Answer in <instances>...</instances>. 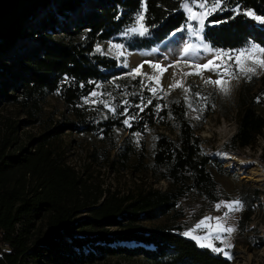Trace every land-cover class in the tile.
<instances>
[{
  "label": "trees",
  "instance_id": "1",
  "mask_svg": "<svg viewBox=\"0 0 264 264\" xmlns=\"http://www.w3.org/2000/svg\"><path fill=\"white\" fill-rule=\"evenodd\" d=\"M237 5L264 15V0H225L224 10L213 13L202 31L212 49H240L248 43L264 47V25L235 15ZM139 8L140 0H0V107L10 105L23 117L7 124L10 131L20 125L40 127L13 151L9 134L0 138V264H26L30 250L41 249L49 263L97 264L120 256L139 264H232L182 235L179 225L146 224L176 214L187 196L218 202L213 172L227 171L202 147L197 125L206 113L194 125L184 98L163 92L153 97L141 89V77L102 73L117 62L97 53V44L113 39L128 50H146L186 28L181 0H147L148 34L126 36ZM93 90L116 105L115 113L84 103ZM49 95L63 104L60 119L43 109ZM241 102L236 131L224 146L233 151L252 146L264 129V115L254 107L258 102ZM141 103L147 104L143 111L136 107ZM192 105L202 107L194 96ZM128 116L136 117L130 127L124 124ZM66 133L90 142L81 172L65 160L61 138ZM91 167L117 175L144 173L167 186L163 191L153 186L124 193L103 190L90 184ZM118 242L142 246L112 245Z\"/></svg>",
  "mask_w": 264,
  "mask_h": 264
},
{
  "label": "rangeland",
  "instance_id": "2",
  "mask_svg": "<svg viewBox=\"0 0 264 264\" xmlns=\"http://www.w3.org/2000/svg\"><path fill=\"white\" fill-rule=\"evenodd\" d=\"M124 12L125 10L120 9V13ZM132 35L140 36L138 34H128L126 36L132 37ZM166 38L170 39L166 43V48H159L157 46L146 50L138 48L128 50L123 42H117L113 39L105 41L100 45L102 52L99 54L102 57L113 58L117 62V67L115 69H102L101 71L104 74L119 77V75H126L132 68L143 65V73H148L149 75L154 74V70L149 64L144 63L145 61L159 63L162 67L167 68V71L161 76L159 87L164 92H167L169 96L182 98L185 97L184 88L190 89L189 95L191 97L194 96L195 101L201 103L203 112L194 110L198 108L192 105V107H188L187 118L196 125L199 121L196 117H200V114L206 113L204 122L201 123V126L197 125V130L203 141L202 147L207 154L215 158L219 163H222L223 168L227 172L222 175L216 173V171L213 172L220 194V200L218 202H206L201 196L195 194L189 197L187 196L179 202L176 214L171 213L167 217L157 219L151 223L146 222V224L148 227L175 224L182 227V231L184 232L194 226L204 216H223L225 209L215 208V205L221 200L230 201L239 198L243 204L242 210L230 213L226 221L229 226H234L236 229L227 237L228 242L233 245L231 249H228L231 254L230 260L232 264H264V176H258L259 181H250L247 179L256 168L264 171V129L263 133L256 137L252 146L244 149H235V151L224 147L236 131L238 115L243 105L241 102L242 98L246 99V101L255 99L258 102V104H254L256 111L264 115V70L258 69L251 80H247L244 77L232 80L230 93L224 95L216 87L206 85L203 82L204 79L209 77L216 79L217 76L214 72L205 70L203 76L194 74L183 75V72L192 73L194 71L191 67L192 64L206 63L213 56V53L204 50L203 46L209 45L203 41L202 33L198 39L197 37L191 36L186 27L185 29L175 31ZM110 42L113 44H122L123 48L121 51L125 55L123 57H117L114 52L109 53L108 46ZM186 43H192L198 47L193 48L186 55H183V49ZM248 44H245V46ZM177 61L181 63L176 65ZM170 65L175 66L169 67ZM142 79L145 83H150L155 86L154 81H147L146 77H141ZM177 80L181 81L183 87L169 89V85ZM190 86L194 89L193 93ZM195 93H200V96L207 97V103L195 97ZM62 108L63 104L55 96L49 95L43 109H45L47 115L52 113L54 118L60 119V115L63 112ZM13 109L10 105L0 107V138L4 137L5 134L6 136L9 134L8 139H11L12 142L9 151L18 149L27 142L29 137H35L40 131L39 126L20 125L17 130L10 131L11 128L9 127L7 129V124H18L23 118L18 116ZM151 132L146 133L148 141ZM90 146L88 138L80 135L77 136L73 133H66L61 138V148H63L62 151H64L67 164L73 166L79 172H81L87 162V153L89 152ZM240 158L255 161L256 164L247 167L237 164L232 168L228 166L229 162ZM90 172H92L91 179H89L90 184H96L103 190L116 189L120 193H124L125 190H135L138 186H153L163 191L167 186V183L164 181L153 182L152 178L150 179L149 176H145L144 173L134 175L128 171L117 175V173L115 174L107 169H103V167H91ZM247 197H250V201L246 202L244 198L247 199ZM85 215L86 213H82L79 218ZM212 222L214 223V221ZM215 243L217 247H224L221 241H216ZM112 245H119L121 247L142 246V244H133V242H118ZM3 246L6 245L3 244ZM30 254L26 264H65L61 260H56V263H49V260L45 258L47 253L42 249L36 254L30 250ZM220 254L223 255L222 253ZM97 264L139 263L134 258L124 259L118 256L108 260L98 261Z\"/></svg>",
  "mask_w": 264,
  "mask_h": 264
},
{
  "label": "snow or ice",
  "instance_id": "3",
  "mask_svg": "<svg viewBox=\"0 0 264 264\" xmlns=\"http://www.w3.org/2000/svg\"><path fill=\"white\" fill-rule=\"evenodd\" d=\"M225 0H182L181 8L187 14V24L186 27L191 34V36L197 37L201 36V33L205 27V23L208 18L217 11L224 10ZM235 15H244L251 18L252 20L264 25V15H257L252 9L242 10L240 5H237L232 9ZM147 14V0H140V8L134 15V19L130 26L127 27L125 35L128 34H138L144 36L148 34L149 27L145 24ZM195 26H194V23ZM221 21H214V23H220ZM154 26V25H153ZM198 47L192 43H186L183 49V55H186L193 48ZM204 50L213 53L211 59H208L206 63H194L191 67L194 69L192 73H185L187 75H199L203 76L205 70L214 72L217 76L216 79L211 77L204 79V84L212 85L216 87L224 95H228L231 91V81L244 77L247 80H251L253 76L257 73V70H264V47L256 43H250L247 46L240 49L224 50V49H212L207 45H204ZM123 48L122 44L109 43L108 51L109 53H115L117 57H123L125 53L121 51ZM95 51L97 53L102 52L101 46L96 45ZM144 63L149 64V66L154 70V74L149 75L148 73H143V65H139L132 68L127 76L135 79L136 77H146L147 81H154L155 86L150 83H145L141 80V89L147 88L149 92L152 93L153 97H157L158 93L163 92L167 95V92L159 87L162 74L167 71V68L162 67L159 63H152L150 61H145ZM181 62L177 61L176 65ZM126 66V65H125ZM175 65H170L173 67ZM67 81V78H65ZM97 87H100L97 85ZM119 87V85H117ZM183 85L181 81H175L169 85V89L182 88ZM185 97L184 100L188 103L189 107H192V97L189 95L190 89L184 88ZM111 96V94H108ZM135 95V93H132ZM101 93L93 90L89 93V97L84 98L85 104H102L105 109L109 112L115 113L116 105L111 103L110 99H100ZM195 97L199 98L200 101L207 103V97L200 96V93H195ZM152 100L149 99L147 103H151ZM122 103L126 105L124 113L128 111L127 106H129V101L127 99L123 100ZM141 111L147 104L141 103L136 105ZM159 105H157V110H159ZM199 112H203V108L194 109ZM134 116H128L124 120V124L131 126L130 121L135 119ZM197 119L200 117L197 116ZM139 138V133L136 134ZM216 209L224 208L223 216H204L200 219L194 226L190 227L188 230L184 231L182 235L189 237L194 240L198 246L202 248H209L213 252L222 253L224 256L231 259V254L228 249H231L233 245L228 242L227 237H229L236 229L234 226H229L226 221L230 213L234 211H240L243 208V204L239 198L230 201L221 200L215 205ZM214 221V223L212 222ZM202 233V234H201ZM216 241H221L224 247H217Z\"/></svg>",
  "mask_w": 264,
  "mask_h": 264
},
{
  "label": "bare ground",
  "instance_id": "4",
  "mask_svg": "<svg viewBox=\"0 0 264 264\" xmlns=\"http://www.w3.org/2000/svg\"><path fill=\"white\" fill-rule=\"evenodd\" d=\"M168 40H170V39L166 38L163 41H161L160 44L158 45V47L159 48H166V43ZM183 75L185 76L184 72H183ZM236 164L247 167V166H251V165L256 164V162L252 161V160H248V159L245 160L244 158H240V159H237L235 161L229 162L228 166H230L232 168ZM258 176H264V171L261 170L260 168L254 169V171L251 173V175L249 177H247V179L250 181H259L260 179H258Z\"/></svg>",
  "mask_w": 264,
  "mask_h": 264
},
{
  "label": "built area",
  "instance_id": "5",
  "mask_svg": "<svg viewBox=\"0 0 264 264\" xmlns=\"http://www.w3.org/2000/svg\"><path fill=\"white\" fill-rule=\"evenodd\" d=\"M255 26L258 27L257 25H255ZM117 133H118L117 135H120L121 136V132L120 131H117Z\"/></svg>",
  "mask_w": 264,
  "mask_h": 264
}]
</instances>
